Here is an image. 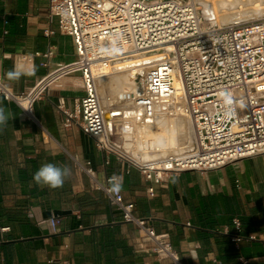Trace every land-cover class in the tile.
Instances as JSON below:
<instances>
[{
	"label": "crops",
	"instance_id": "crops-1",
	"mask_svg": "<svg viewBox=\"0 0 264 264\" xmlns=\"http://www.w3.org/2000/svg\"><path fill=\"white\" fill-rule=\"evenodd\" d=\"M48 14V0H0V79L15 93L29 91L76 57L72 37L59 32ZM48 27L55 31L49 37ZM48 49L49 69L43 57L33 56ZM17 64L35 66V75L8 79ZM83 95L80 74L65 76L34 103L35 119L0 95L12 114L0 126V264H173L158 259L135 225L121 219L80 168L88 162L98 183L113 176L122 181L124 199L135 204L136 215L156 232L168 233L185 264H241L240 257L264 264V154L211 170L171 172L154 184L78 125H63L62 109L72 110ZM43 163L71 169L62 187L33 181ZM55 210L70 213L57 216L60 224L53 232L47 213ZM235 218L242 223L239 244L230 236Z\"/></svg>",
	"mask_w": 264,
	"mask_h": 264
},
{
	"label": "built area",
	"instance_id": "built-area-1",
	"mask_svg": "<svg viewBox=\"0 0 264 264\" xmlns=\"http://www.w3.org/2000/svg\"><path fill=\"white\" fill-rule=\"evenodd\" d=\"M49 20L72 37L76 57L60 64L29 91L13 92L0 79V95L35 119L34 103L61 78L79 73L84 95L72 110L63 108V125H78L101 148L125 159L148 180L160 184L171 172L211 170L242 158L264 154V17L238 23L206 21L195 0H48ZM55 33L44 29L46 36ZM51 49L33 56L44 58L49 69ZM144 55V56H143ZM33 56H26L28 61ZM142 56L143 74L129 94L134 120L144 125L158 117H184L192 127L181 153H168L155 164L132 160L138 149L135 137L126 139L124 106L103 104L100 75L112 73L117 62ZM145 57H153L146 60ZM226 98L231 103H226ZM119 112V114L113 112ZM107 113L112 116L107 119ZM131 141V147L125 143ZM139 160V159H137ZM109 161L106 160L105 164ZM107 196L124 222L132 223L139 237L158 259L185 264L168 233H158L147 219L136 215L135 204L122 191L111 190V178L98 183L88 162L79 164ZM147 192H154L153 186ZM57 231L60 219L47 220ZM232 242L243 240L242 223L233 219ZM241 264L248 261L240 257ZM214 264H219L214 260Z\"/></svg>",
	"mask_w": 264,
	"mask_h": 264
},
{
	"label": "bare ground",
	"instance_id": "bare-ground-1",
	"mask_svg": "<svg viewBox=\"0 0 264 264\" xmlns=\"http://www.w3.org/2000/svg\"><path fill=\"white\" fill-rule=\"evenodd\" d=\"M198 3L200 4L203 11V16L205 18L211 17V19H214V22H217L218 24L220 22L216 20V17H218L217 9L218 12H222L223 15L239 13L243 10H248L250 13L254 14L264 12V0H198ZM231 21L233 20L231 19ZM141 58L143 57L136 56L134 58H125L120 60L117 62V65L114 66L115 70H113L112 73L102 74L99 77V89L106 88V92L112 88L116 89V91H121V96L123 95L122 98L114 97L111 100L112 102H117L124 106L120 110L132 109L129 106L131 103L129 94L133 93L137 88L135 79L141 77L143 74L144 67L141 66L143 64L141 62ZM152 58L153 57H145L146 60ZM125 86H127V88L130 87V91L129 89L128 91L124 90ZM107 97H110V95ZM105 103L107 104L108 102ZM110 116L111 114L108 113L107 117ZM173 118L175 117H158L147 124L139 125V133L142 136H148L149 138H144V141L141 142L142 153L144 154L138 155V157H136L139 160L131 157L132 160L138 163H147L152 165L163 160V157L168 153L182 152L183 147L181 144L183 142L180 143V139L189 141L192 135V127L188 137V134L185 133V131L183 132V130L186 128L184 126V121L182 120L184 118L177 117L174 120Z\"/></svg>",
	"mask_w": 264,
	"mask_h": 264
},
{
	"label": "clouds",
	"instance_id": "clouds-1",
	"mask_svg": "<svg viewBox=\"0 0 264 264\" xmlns=\"http://www.w3.org/2000/svg\"><path fill=\"white\" fill-rule=\"evenodd\" d=\"M35 66L26 68L24 65L17 64L13 70L7 72V77L10 80H17L22 75H35ZM226 103H231L230 99L226 98ZM12 117L10 110L0 104V126H6L9 119ZM71 175V169L67 165L58 166L54 163H43L34 172L32 179L38 185H46L51 188L62 187L65 180ZM122 181L116 176L111 178V190L114 192L120 191Z\"/></svg>",
	"mask_w": 264,
	"mask_h": 264
},
{
	"label": "rangeland",
	"instance_id": "rangeland-1",
	"mask_svg": "<svg viewBox=\"0 0 264 264\" xmlns=\"http://www.w3.org/2000/svg\"><path fill=\"white\" fill-rule=\"evenodd\" d=\"M196 1V3H197V5L200 7V11H201V6H200V4L198 3V0H195ZM200 1H203V0H200ZM211 2V1H210ZM202 4V3H201ZM242 11V10H241ZM260 14V15H259ZM217 16L218 17H216V20H218L220 23H222V21H223V23L222 24H224V23H227V22H232L231 21V19L233 20V21H235V20H241V21H247V20H252V19H256V18H262V17H264V12H261V13H250V11H248V10H243L242 12H239V13H234V14H226V15H223V13L222 12H218V9H217ZM228 20H230V21H228ZM219 23V24H220ZM99 89V88H98ZM128 89H129V91H130V87H128L127 88V86H125V89L124 90H126V91H128ZM99 91H100V93H101V95H102V98H103V103L106 105V103L105 102H108V99H110V101L115 97H119V98H122V96H121V91H116V89H114V88H112V89H109L107 92H106V88H100L99 89ZM116 91V92H115ZM115 94V95H114ZM108 95H110V97H107ZM120 95V96H119ZM112 102V101H111ZM108 104V103H107ZM115 113H118L119 114V112H114L113 114H115ZM121 115H123L124 114V116H121L122 118L123 117H127V118H123L122 120L124 121V123L128 126V131L129 132H127L126 133V135H125V138L126 139H129V140H131V138H133V137H135V140L137 141V144H138V149L140 150V151H137V150H133V158H136V157H138V155H142V154H144V153H142V148H141V142H143L144 141V138H146V139H148L149 137L148 136H142L140 133H139V131H138V129H139V124L137 123V121L136 120H134L132 117H134L135 115V113L133 112V109H127V110H121ZM111 114V113H110ZM175 118H177V117H175ZM175 118H173V120L175 119ZM182 118H184V117H182ZM183 121H184V126L186 127L184 130H183V132L185 131V133H187L188 135V137H189V135H190V132H191V126H190V123H189V121H188V119H186V118H184V119H182ZM188 127V128H187ZM188 129V130H187ZM153 130V129H152ZM187 131V132H186ZM185 139H180V143H185ZM131 141H128V142H126L125 143V146L126 147H131ZM183 143L181 144V145H183ZM137 159V158H136Z\"/></svg>",
	"mask_w": 264,
	"mask_h": 264
},
{
	"label": "water",
	"instance_id": "water-1",
	"mask_svg": "<svg viewBox=\"0 0 264 264\" xmlns=\"http://www.w3.org/2000/svg\"><path fill=\"white\" fill-rule=\"evenodd\" d=\"M200 12L203 14L202 9H201ZM204 18H205V17H204ZM205 20H206V21H210V22H211L212 24H214V25L217 24V22H214V19H211V17H206ZM240 21H241V20L239 19V20H235V21L227 22V23H238V22H240ZM213 22H214V23H213ZM224 24H225V23H224ZM107 114H108V113H107ZM117 114H118V113H117ZM111 116H112V114H111ZM111 116H110V117H111ZM110 117H107V115H106V118H107V119H109ZM68 213H70V211L55 210V211H52V212L47 213V217H51V216L57 217V216H62V215L68 214Z\"/></svg>",
	"mask_w": 264,
	"mask_h": 264
}]
</instances>
